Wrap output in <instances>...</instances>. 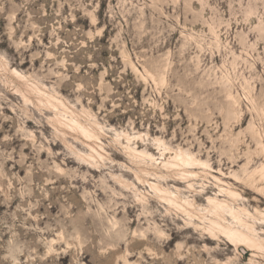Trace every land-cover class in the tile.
<instances>
[{"label": "rangeland", "instance_id": "rangeland-1", "mask_svg": "<svg viewBox=\"0 0 264 264\" xmlns=\"http://www.w3.org/2000/svg\"><path fill=\"white\" fill-rule=\"evenodd\" d=\"M0 264H264V0H0Z\"/></svg>", "mask_w": 264, "mask_h": 264}, {"label": "bare ground", "instance_id": "bare-ground-1", "mask_svg": "<svg viewBox=\"0 0 264 264\" xmlns=\"http://www.w3.org/2000/svg\"><path fill=\"white\" fill-rule=\"evenodd\" d=\"M157 186V185H156ZM156 188V187H155ZM159 190V189H158ZM210 203H215V209L216 212H221L223 210H226L225 208H228L229 211L234 215L235 218L239 219V221H241V214L238 213V211H236L233 207H229L227 205V201L224 200H219L218 198H209ZM222 213V212H221ZM216 226H218L219 228H225L224 225H222L220 222H216L215 224ZM225 231L227 232V234L229 236H231L236 243H238V247H243L246 246L245 244L247 243H252L251 245H260V241L254 236V233L252 234V232H245L242 230H231V229H225ZM255 232V229H254ZM245 243V244H244ZM263 247V246H262Z\"/></svg>", "mask_w": 264, "mask_h": 264}]
</instances>
